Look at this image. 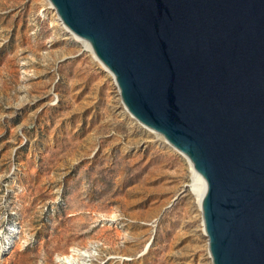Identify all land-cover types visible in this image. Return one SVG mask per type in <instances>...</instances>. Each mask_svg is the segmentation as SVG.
<instances>
[{"label":"rangeland","instance_id":"obj_1","mask_svg":"<svg viewBox=\"0 0 264 264\" xmlns=\"http://www.w3.org/2000/svg\"><path fill=\"white\" fill-rule=\"evenodd\" d=\"M57 17L0 0V264H212L185 156Z\"/></svg>","mask_w":264,"mask_h":264},{"label":"water","instance_id":"obj_2","mask_svg":"<svg viewBox=\"0 0 264 264\" xmlns=\"http://www.w3.org/2000/svg\"><path fill=\"white\" fill-rule=\"evenodd\" d=\"M49 2L204 182L211 263L264 264V0Z\"/></svg>","mask_w":264,"mask_h":264},{"label":"bare ground","instance_id":"obj_3","mask_svg":"<svg viewBox=\"0 0 264 264\" xmlns=\"http://www.w3.org/2000/svg\"><path fill=\"white\" fill-rule=\"evenodd\" d=\"M48 1V3H50L49 2V0H47ZM53 7V6H52ZM55 10V9H54ZM57 18H59V17H57ZM64 26V25H63ZM65 27V26H64ZM67 29V28H66ZM69 31V30H68ZM70 32V31H69ZM71 33V32H70ZM72 34V33H71ZM72 35H74V34H72ZM75 36V35H74ZM75 37H77V36H75ZM77 38H79V37H77ZM79 41H82L83 42V45H85L86 47H88L90 50H91V48H90V46H89V44L86 42V41H84L83 39H81V38H79L78 39ZM91 52H92V50H91ZM93 53V52H92ZM94 55V54H93ZM94 58H95V60L99 63V64H101L105 69H106V71L108 72V74L111 76V78L114 80V78H113V75H112V73L94 56ZM117 86V85H116ZM118 89V88H117ZM119 94V93H118ZM119 99H120V101H121V98H120V95H119ZM122 102V101H121ZM122 105H123V103H122ZM123 107H124V105H123ZM125 108V107H124ZM125 111H127L126 110V108H125ZM127 113L129 114V112L127 111ZM130 115V114H129ZM131 116V115H130ZM132 117V116H131ZM133 118V117H132ZM137 121V120H136ZM138 122V121H137ZM139 123V122H138ZM141 124V123H140ZM141 126H144L143 124H141ZM145 127V126H144ZM147 128V127H146ZM149 129V128H148ZM155 135V137H158V138H160V139H162L163 140V142H165V143H167V145L171 148V149H174L175 151H177L174 147H172L160 134H158L157 132L156 133H154ZM165 140V141H164ZM155 141H157V140H155ZM182 155H184V154H182ZM185 156V155H184ZM185 161L188 163V165H189V171H190V174H191V181H192V183H191V188H192V192H193V194L196 196V198H197V202H196V210H197V212H198V214H199V216L201 217V200H202V196H203V193H204V182L202 181V179L196 174V172L194 171V169H193V166H192V164H191V162L188 160V158L185 156ZM201 220H202V218H201ZM203 226V225H202ZM203 233H204V229H203ZM206 236V235H205ZM207 238V237H206ZM75 256V255H74ZM69 258V257H68Z\"/></svg>","mask_w":264,"mask_h":264}]
</instances>
